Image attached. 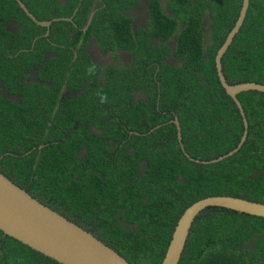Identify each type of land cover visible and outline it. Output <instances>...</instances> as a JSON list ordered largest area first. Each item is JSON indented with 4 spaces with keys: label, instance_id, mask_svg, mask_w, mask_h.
Here are the masks:
<instances>
[{
    "label": "trees",
    "instance_id": "obj_1",
    "mask_svg": "<svg viewBox=\"0 0 264 264\" xmlns=\"http://www.w3.org/2000/svg\"><path fill=\"white\" fill-rule=\"evenodd\" d=\"M22 1L40 18H48L51 0ZM199 1L214 16L213 42L205 46L201 22L187 27L178 41L183 65L162 62L161 109L155 100L145 108L128 107L122 113L124 125L112 129L108 121L105 127L111 131L100 136L90 131L91 124L100 126L101 121L94 107L85 105L83 97L60 95L66 79L75 89L81 84L77 71L71 78L66 72L71 52H56L63 56L61 66L59 56L42 66L43 51L50 45L36 43L31 49L35 33L31 24L16 34L8 30L9 19L35 22L17 0H0V78L22 95L14 99L0 93V170L131 264H161L178 220L199 199L233 195L264 202V92L238 95L248 119V136L237 152L217 162L191 160L182 150L176 124L169 122L175 112L184 146L198 160L227 154L245 129L241 110L223 87L215 62L243 0L194 3ZM181 4L174 6L182 8ZM36 64L42 68L38 79L27 81V69ZM222 64L229 83L264 84V0H250ZM51 69L55 75L48 76ZM50 77L53 88L45 84ZM159 111L166 116L158 118ZM108 138H118L117 144L109 146ZM86 142L89 150L84 155L81 147ZM144 159L147 164L141 167ZM0 264L63 263L0 229ZM179 264H264V217L219 206L205 208L191 227Z\"/></svg>",
    "mask_w": 264,
    "mask_h": 264
},
{
    "label": "flooded vegetation",
    "instance_id": "obj_2",
    "mask_svg": "<svg viewBox=\"0 0 264 264\" xmlns=\"http://www.w3.org/2000/svg\"><path fill=\"white\" fill-rule=\"evenodd\" d=\"M195 1L51 0L50 10L47 12L48 18H40L29 10L37 20L48 21V25L39 24L19 4L36 25L29 21L18 22L16 19H9L6 26L8 30L16 34L26 23L32 25L35 33L31 49L36 43L50 45L43 51L42 66L48 60L52 63V59L56 56L61 59L59 62L61 66L64 63L63 56L56 52L61 49L71 52L72 56L68 59L66 72L71 78L73 71H77L81 84L75 89L76 87L70 86L66 79L61 84L60 95L69 99L83 97L85 105L93 106L97 115L100 114L101 121L100 126L91 124L90 131L102 136L111 131L110 128L105 127L108 121L112 129L124 125L125 118L122 113L128 110V107L130 109L136 104H142L140 106L145 108L147 104L155 100L157 108L161 109L163 79L159 72L162 62L170 64L171 67L183 65L184 58L178 54L180 49L178 41L187 27H193L197 21L201 22L205 46L213 42L212 11L200 1L194 3ZM179 3L183 4L182 8L186 14L181 6L178 5L179 8L174 6ZM125 21L129 25L124 24ZM128 29H131L132 33H129ZM131 35L136 38L133 39ZM31 49L22 50L30 51ZM10 57L13 60L15 58L14 55ZM41 69L39 64L27 69V81H36L37 73ZM52 75L55 73L51 69L48 71V76ZM52 82L53 78L50 77L45 84L53 88ZM116 87H119L127 96L119 95L120 92L116 90ZM0 93L14 99L22 97L21 94L12 92L1 78ZM104 96L107 100L102 102ZM59 100L62 101L61 98ZM58 110L59 106L55 108V111ZM165 112L159 111L157 117H165ZM176 118L179 119V116L174 112L169 122L175 123ZM119 121L121 124L118 123ZM49 124L52 125L51 122ZM159 125L161 126V124L157 126ZM153 129L151 127V131ZM133 131L129 130L131 133ZM135 133L140 132L135 131ZM117 142L118 138L107 139L109 146H114ZM88 146L89 143L86 142L81 147L84 155L89 150ZM127 149L134 150L133 147ZM146 164V159L142 160L141 167H145Z\"/></svg>",
    "mask_w": 264,
    "mask_h": 264
},
{
    "label": "water",
    "instance_id": "obj_3",
    "mask_svg": "<svg viewBox=\"0 0 264 264\" xmlns=\"http://www.w3.org/2000/svg\"><path fill=\"white\" fill-rule=\"evenodd\" d=\"M25 12L39 24L48 25V21H39L29 11L22 0H17ZM250 0H243L239 17L218 49L215 62L218 76L227 93L239 106L244 132L239 144L227 154L211 160H198L187 152L182 136V127L178 118L175 123L183 152L191 159L205 164L220 161L237 152L248 136V119L244 107L238 98L243 91L264 92V84L258 82L229 83L223 71L222 58L240 31L247 16ZM209 206H219L239 212L264 217V202L233 195H214L197 200L186 208L178 220L168 249L161 264H179L189 233L196 217ZM0 229L24 244L52 257L63 264H131L113 247L99 239L91 231L72 221L53 209L39 198L31 195L0 170Z\"/></svg>",
    "mask_w": 264,
    "mask_h": 264
},
{
    "label": "clouds",
    "instance_id": "obj_4",
    "mask_svg": "<svg viewBox=\"0 0 264 264\" xmlns=\"http://www.w3.org/2000/svg\"><path fill=\"white\" fill-rule=\"evenodd\" d=\"M91 71V70H90ZM107 100V97L106 96H104V97H102V102L103 101H106Z\"/></svg>",
    "mask_w": 264,
    "mask_h": 264
}]
</instances>
